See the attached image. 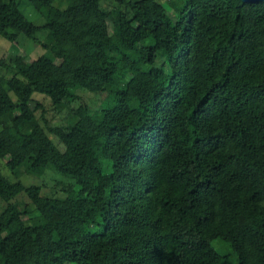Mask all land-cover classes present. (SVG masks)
Listing matches in <instances>:
<instances>
[{
    "label": "trees",
    "instance_id": "1",
    "mask_svg": "<svg viewBox=\"0 0 264 264\" xmlns=\"http://www.w3.org/2000/svg\"><path fill=\"white\" fill-rule=\"evenodd\" d=\"M25 1L44 23L0 0V38L47 34L34 60L0 59V160L73 182L46 198L0 173V264H264V2L173 0L172 21L160 0ZM76 90L111 104L49 128L60 149L28 103Z\"/></svg>",
    "mask_w": 264,
    "mask_h": 264
},
{
    "label": "rangeland",
    "instance_id": "2",
    "mask_svg": "<svg viewBox=\"0 0 264 264\" xmlns=\"http://www.w3.org/2000/svg\"><path fill=\"white\" fill-rule=\"evenodd\" d=\"M128 0H122L119 2L118 0H101L100 7L103 11H123L125 10V2ZM173 0H160L162 7L164 8L165 14L169 17L170 20H174L175 11L174 7L171 4ZM124 2V3H123ZM54 6H58L60 8L63 7V3L61 0L54 1ZM17 8L20 14L34 26H41L44 23L41 15L33 8L31 4H29L25 0H17ZM107 34H111V24L108 20H106ZM47 32L46 31H38L35 34V40L31 41L25 38L23 35H16L14 43H8L7 41L0 38V59L5 61L13 57L15 55L21 56L25 62H30L34 60L38 56L43 53V50L40 46L45 40ZM162 63V59H158L155 61L156 66H160ZM9 72H5L0 69V76L4 78L10 77ZM75 95L77 96V100L73 102H64L58 106L53 105L46 96L33 93L31 96V100L28 103L29 108L32 110L36 121L40 124V126L44 129L45 133L48 135L51 142H53L58 148L61 149V146L58 145L55 139L51 136L48 129L59 127L65 128L68 124L74 121L75 116L74 112L78 106L85 105L90 111L98 112L100 109H104L108 107L110 103V99L106 98L105 95L101 94H92L86 92L84 90H76ZM11 99L13 96L10 95ZM5 160H0V173L10 182H15L16 180L20 181L23 185H37L40 187V194L46 198H63L64 193L69 189L72 185L73 180L70 177L63 176L53 172L50 169L44 170L39 175H27L22 170L20 174L16 177L10 175L9 172L4 167ZM13 204L17 206V209L23 211L27 206L31 210V206L24 195H19L11 200ZM4 204L0 201V210ZM33 215V213L31 214ZM35 218V217H34ZM22 219L26 220L27 216L22 215ZM99 226V222L97 220L89 222L88 225L81 228V232L84 233L87 230H94ZM218 241H213V247H217ZM28 259L24 255H18L12 258L11 264H27Z\"/></svg>",
    "mask_w": 264,
    "mask_h": 264
},
{
    "label": "water",
    "instance_id": "3",
    "mask_svg": "<svg viewBox=\"0 0 264 264\" xmlns=\"http://www.w3.org/2000/svg\"><path fill=\"white\" fill-rule=\"evenodd\" d=\"M239 1L242 2V3H248V4L264 2V0H239Z\"/></svg>",
    "mask_w": 264,
    "mask_h": 264
}]
</instances>
